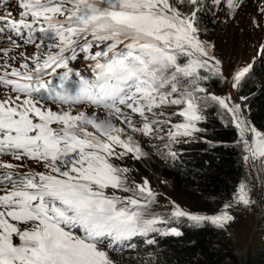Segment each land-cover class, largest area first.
I'll return each mask as SVG.
<instances>
[{
    "label": "snow or ice",
    "instance_id": "1",
    "mask_svg": "<svg viewBox=\"0 0 264 264\" xmlns=\"http://www.w3.org/2000/svg\"><path fill=\"white\" fill-rule=\"evenodd\" d=\"M181 2L192 10L181 11L174 0H18L19 19L11 12L0 16V37L11 45L35 44L34 55L22 56L19 68L5 62L0 72V86L15 93L0 100V156L21 162L0 161V264H114L110 251L135 247L134 237L159 231L156 225L164 221L146 215L155 197L148 180L129 186L128 169L112 161L145 155L128 130L152 134L164 117L157 109L166 105L183 106L178 115L184 122L173 125L170 139L200 131L205 97L199 94L206 93L201 82L208 78L200 70L216 74L220 61L199 38L200 0ZM80 54L90 75L70 66ZM252 71L253 65L239 70L233 87ZM207 98L227 109L241 129L245 161L264 158V132L240 115L241 105ZM49 104L61 107L53 111ZM81 105L104 118L79 110ZM132 114L142 118L140 127ZM25 158L45 171H11L23 167ZM109 188L131 195H108ZM235 201L254 203L246 184L238 186ZM231 207L200 216L175 206L172 214L224 228L234 219ZM162 234L181 235L176 228Z\"/></svg>",
    "mask_w": 264,
    "mask_h": 264
},
{
    "label": "trees",
    "instance_id": "2",
    "mask_svg": "<svg viewBox=\"0 0 264 264\" xmlns=\"http://www.w3.org/2000/svg\"><path fill=\"white\" fill-rule=\"evenodd\" d=\"M200 3L199 38L212 45V55L227 65L231 77L235 68L253 65L252 73L242 78L237 87H233L235 81L232 79L233 94L238 101L235 104L241 105L240 115L250 126L264 130V31L257 32L251 23L247 25L241 15L230 11L224 0L221 5H216L214 0H200ZM174 4L186 13L193 8L181 0H174ZM233 18L241 20L240 25L231 26ZM239 49L241 53L238 54ZM181 60L184 62L185 58ZM221 67L220 64L216 74L200 70L208 77L201 82L206 93L199 94L205 97L200 101L204 119L196 124L200 131L174 142L169 153L157 150L160 141L133 136L145 155L140 159L127 155L145 173L163 175L179 200L190 210L204 214L230 202L247 175L244 159L247 153L241 131L227 109L207 98V94L221 97L229 89L228 75ZM79 110L92 114L91 109L79 107ZM178 112L167 107L163 118L182 122L184 118ZM172 152L175 157L170 154ZM177 222L175 225L181 230L179 236L153 235L149 238L155 241L151 245L141 239L135 247L110 251L114 264H264V248H248L243 255L236 250L224 228L209 221L194 222L187 217H179Z\"/></svg>",
    "mask_w": 264,
    "mask_h": 264
},
{
    "label": "rangeland",
    "instance_id": "3",
    "mask_svg": "<svg viewBox=\"0 0 264 264\" xmlns=\"http://www.w3.org/2000/svg\"><path fill=\"white\" fill-rule=\"evenodd\" d=\"M1 1V0H0ZM237 2L241 5L236 9H230V11L234 12L236 16L241 15V19H244L246 24L248 25L251 23L254 30L257 32L264 31V14L261 13L260 9L264 7V0H237ZM5 10H12L13 15L18 18L21 9L18 7V0H9L8 4L4 7H0V13L4 14ZM241 10V11H240ZM237 18V17H236ZM232 21V25H240L241 20ZM220 19L223 20V17ZM11 35V33H8ZM262 37V36H261ZM1 38V37H0ZM38 42V41H37ZM26 49H29L26 53ZM238 54L241 53V49H239ZM19 57L16 58V61L13 62V67L17 68L16 65L20 66L23 63V57H31L35 53V44L33 43H25L23 41L19 42L18 46ZM25 52V54H24ZM252 53V52H251ZM79 58H83L81 55ZM221 68L226 71L228 75V81L232 82L234 75L242 69L241 66L235 68L232 72L228 69L227 65L224 62L220 61ZM76 65L80 68H77L71 62L70 66L74 70H81L82 74L90 75V70L88 69L87 65L82 62H77ZM229 88V87H228ZM11 95L10 89H6L3 87V93L1 97L4 99L6 96ZM222 98H228V102L230 104L238 103L237 99L235 98L234 94L230 92L228 89L226 92L224 91L221 95ZM174 108L176 111H180L183 107L182 105H166L161 109H157V111L164 112L165 108ZM99 118L103 119L105 114H97ZM165 115V113H164ZM232 117V115H229ZM133 122L137 127H140L142 124V118L139 116L133 115L132 116ZM233 120V117H232ZM170 120L161 118L160 122L155 125L154 131L150 135H143L139 132L131 133L130 130L129 134L133 136H140L148 141H160L157 144L158 151H169L171 147L174 145L173 143L179 141L180 139H186L188 136L185 135H178L174 139L169 138V133L175 131L173 125L183 123L182 122H169ZM114 123L119 125V121L113 120ZM234 123V122H233ZM236 126V124L234 123ZM164 126V127H161ZM126 127V126H125ZM237 127V126H236ZM238 128V127H237ZM240 131L241 129L238 128ZM264 132V130H257ZM193 133V132H192ZM248 135V136H247ZM245 139L251 138V133L244 134ZM162 141V142H161ZM119 151V149H118ZM169 153V152H168ZM132 155V154H129ZM117 167L120 168H127L128 172L126 173L127 181L129 186L134 187L135 184L143 183L145 179L149 182V187L151 188L152 192L155 194L154 200L148 209L146 215L148 216H158L164 222L157 224L156 227L159 231L149 233L148 237L137 236L134 237L132 240L133 244H136L138 240L141 239H149L153 237V235H164L163 232L171 228H176L179 232H181L180 227L175 225L179 217L173 216V209L175 206H178L182 211L192 214V215H200V216H211L218 214L221 210H223L224 205L214 212L211 213H200L197 211H192L188 208L186 204H184L181 200H179L173 190L169 187L168 179H166L163 175L154 174L152 172L145 173L144 171L140 170L136 164L134 163L131 157L127 155L122 159L116 160L113 159L112 161ZM21 162H17L19 164ZM24 166L19 169H36L37 171L45 170L44 168L38 167L35 165L32 160H28L25 158L23 161ZM39 169V170H38ZM245 170H247V175L242 179L241 183L247 185L249 189L250 199L254 202L249 206H245L243 204H238L235 201V194L232 200L226 204H231L232 207L227 209V211L234 217L233 221H231L228 225L224 227L226 232L228 233L234 247L237 251H242V254L245 255L246 251L257 249V248H264V158L260 160H253L249 158L245 161ZM153 174V175H152ZM240 183V184H241ZM263 189V192H262ZM237 192V191H236ZM107 194L112 195L115 194L117 196H128L131 193H125L121 191H117L114 189H107ZM187 217V216H184ZM188 218V217H187ZM189 219V218H188Z\"/></svg>",
    "mask_w": 264,
    "mask_h": 264
},
{
    "label": "water",
    "instance_id": "4",
    "mask_svg": "<svg viewBox=\"0 0 264 264\" xmlns=\"http://www.w3.org/2000/svg\"><path fill=\"white\" fill-rule=\"evenodd\" d=\"M229 90L233 94V88H232V82H231V80L229 82ZM245 120H246V118H245Z\"/></svg>",
    "mask_w": 264,
    "mask_h": 264
}]
</instances>
